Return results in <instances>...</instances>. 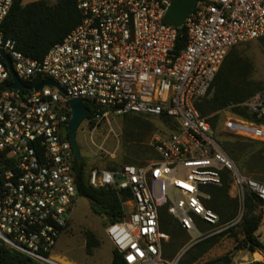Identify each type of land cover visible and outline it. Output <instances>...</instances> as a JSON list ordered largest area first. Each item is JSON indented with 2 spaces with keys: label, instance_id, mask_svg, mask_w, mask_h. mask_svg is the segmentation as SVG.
<instances>
[{
  "label": "built area",
  "instance_id": "1",
  "mask_svg": "<svg viewBox=\"0 0 264 264\" xmlns=\"http://www.w3.org/2000/svg\"><path fill=\"white\" fill-rule=\"evenodd\" d=\"M13 2L0 0L1 245L40 264H65L54 249L78 197L67 129L70 98L84 100L86 124L129 112L175 120L170 134L153 138L157 159L88 171L90 185L129 192L120 196L122 217L103 227L126 264H163L168 234L159 229L162 206L186 232L198 231L200 222L212 225L191 245L225 228L216 224L202 191L219 184L223 170L241 205L245 192L264 199V182L241 172L222 148L208 119L217 112L202 115L195 106L229 50L264 36V0H196L180 25L186 34L181 47L180 26L165 18L173 0H77L79 23L41 59L21 53L4 32ZM12 73L24 88L9 87ZM44 79L59 88L35 89ZM239 105L264 120V85ZM221 126L264 142V122L228 115Z\"/></svg>",
  "mask_w": 264,
  "mask_h": 264
},
{
  "label": "trees",
  "instance_id": "2",
  "mask_svg": "<svg viewBox=\"0 0 264 264\" xmlns=\"http://www.w3.org/2000/svg\"><path fill=\"white\" fill-rule=\"evenodd\" d=\"M76 1L55 0L50 2L48 0H33L23 4L22 0H14L2 24L4 32L8 37L15 40L16 49L21 53L31 58L41 59L49 47L59 42L79 23L80 12L77 9ZM178 30L177 46L181 47L185 44L186 34L183 26L178 27ZM256 40L264 41V36L256 38ZM236 46H233L227 53L207 93L195 101V106L200 114L210 115L217 112L208 118L213 128L216 127L221 111L225 108H229L243 119L256 123L264 122L262 118H257L255 114L248 112L245 107L239 105L254 92L261 89L264 84L257 83L250 86L249 83L245 82L249 70L240 62L236 51L233 49ZM144 115L146 114L129 112L121 116L138 129H143V127L146 129L152 128L153 125L142 118ZM156 117L167 124L171 128V132L174 130V119L165 115ZM131 136L135 138L136 135L132 134ZM227 136L231 138L221 139V145L233 159L238 169L244 168L248 172L259 173V170L264 172V169L261 168L262 164H264V143L262 141L245 139L231 134H227ZM125 142L129 141L126 140ZM253 146H260V148L253 151ZM245 155L248 156L244 158ZM135 157L139 158L140 155L136 154ZM155 159H157V155ZM146 163L145 161L135 163L132 158L127 157L123 164L139 166ZM108 169L116 168L108 167ZM88 171L89 169L87 171L84 169L81 159H75L74 174L78 196L86 198L92 213L104 217L106 224L120 219L123 215L120 196L122 195L123 198L127 197L129 192H122L121 194L113 187L99 188L90 185L87 180ZM231 182L230 172L223 170L221 171L219 184L202 186V191L208 195V198L203 199L205 206L218 215L219 219L216 224L225 225L226 228L194 242L181 254L176 264H230L231 256L228 253L201 261L202 256L224 234H228L233 238L235 242L234 248L236 249H247L249 251L263 249L262 242L255 234L261 221V216L256 214L255 210L264 204V199L245 192L241 205L237 197L229 195ZM240 208L243 209V213L239 220L233 224L232 221L236 218ZM158 217L159 229L170 235L172 240L170 245L172 247L175 245L179 246V243H174L175 236L177 233L186 231L181 228L177 219L167 211L166 206L159 208ZM210 228H212L210 224L200 222L198 225V229L201 232H206ZM235 229H238V231ZM84 235V250L86 254L90 255L93 248L98 247L100 242L89 230H86ZM110 262L111 264H126L114 248L111 249ZM0 264L40 263L24 253L0 244Z\"/></svg>",
  "mask_w": 264,
  "mask_h": 264
},
{
  "label": "rangeland",
  "instance_id": "3",
  "mask_svg": "<svg viewBox=\"0 0 264 264\" xmlns=\"http://www.w3.org/2000/svg\"><path fill=\"white\" fill-rule=\"evenodd\" d=\"M31 1L33 0H22V3L26 4ZM48 1L53 2L55 0ZM233 49L236 51L240 62L249 70L245 82L249 83L250 86L257 83L263 85L264 41L252 39L237 45ZM228 115L237 116L229 108H225L221 111L219 121L215 128L217 135H219L221 139L231 138L227 136L229 133L223 130L221 126V121ZM142 118L149 121L153 127L150 129L144 127L143 129H138L129 124L122 116L102 119L95 125L81 123L76 131V141L80 149L84 169L86 171L90 168L108 169V167H115L117 169L124 163L127 157L132 158L135 163L141 161L148 163L155 160L157 154L153 147V138L155 136H166L170 134L171 128L156 116L144 115ZM132 134L136 135L135 138L131 136ZM126 140L129 142H125ZM136 146L140 148L138 149ZM252 148L253 151H255L260 148V146H253ZM136 154H139L140 157H135ZM246 156L248 155H245L244 158H246ZM261 168L264 169V164H262ZM239 170L264 182V172L260 170L258 171L259 173L248 172L244 168ZM229 195L234 197V191L231 186ZM242 213L243 209L240 208L236 217H241ZM255 213L261 216V221L255 234L262 242L263 249H256L254 251L236 249L234 248L235 242L233 238L228 234H224L219 238L218 242L202 256L201 261L228 253L231 256L230 264H264V204L258 207ZM105 225V218L92 213L89 208L88 200L78 196L75 206L70 212L69 226L59 236L55 245L54 254L58 257L65 258V260L69 261L71 264H111L112 247L103 232V227ZM86 230L91 231L100 242L98 247L93 248L90 255L86 254L84 250V232ZM197 230L198 231L177 233L174 243H179V246L175 245L174 247L170 245L172 240L168 234L167 239L162 242L161 247L160 258L163 264H168L180 257L181 254L191 246V243L201 236V233H205L201 232L199 229ZM235 230L238 231V229ZM256 253H259L261 258L256 256Z\"/></svg>",
  "mask_w": 264,
  "mask_h": 264
},
{
  "label": "water",
  "instance_id": "4",
  "mask_svg": "<svg viewBox=\"0 0 264 264\" xmlns=\"http://www.w3.org/2000/svg\"><path fill=\"white\" fill-rule=\"evenodd\" d=\"M196 0H173L172 4L165 12V18L176 26L182 25L188 12L194 7ZM5 58L6 55H4ZM8 61V59H7ZM14 81L9 84L12 88H24L20 81L12 73ZM43 85H58L51 79H44L35 85V89L40 88ZM59 88V87H58ZM68 105L71 110V116L68 121V138L73 148L76 159H81L80 149L76 141V131L84 118L88 115L89 109L86 107L85 102L81 98L68 99ZM179 258V257H178Z\"/></svg>",
  "mask_w": 264,
  "mask_h": 264
},
{
  "label": "bare ground",
  "instance_id": "5",
  "mask_svg": "<svg viewBox=\"0 0 264 264\" xmlns=\"http://www.w3.org/2000/svg\"><path fill=\"white\" fill-rule=\"evenodd\" d=\"M256 256L261 258V255L259 253H256ZM57 259H59L61 262L65 263V264H71L69 261L65 260V258H63V257H57Z\"/></svg>",
  "mask_w": 264,
  "mask_h": 264
}]
</instances>
